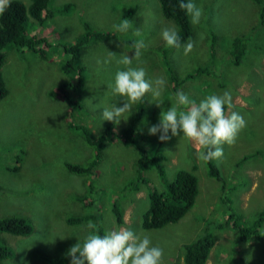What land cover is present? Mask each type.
I'll use <instances>...</instances> for the list:
<instances>
[{
	"label": "rangeland",
	"instance_id": "1",
	"mask_svg": "<svg viewBox=\"0 0 264 264\" xmlns=\"http://www.w3.org/2000/svg\"><path fill=\"white\" fill-rule=\"evenodd\" d=\"M18 1L27 4V0ZM194 2L204 15L196 25L188 15L191 35L179 49H171L162 39V29L175 26L162 17L157 0H50L52 18L40 25L32 22L28 31L50 41L54 51H50L48 60H39L25 50L4 51L0 73L7 92L0 100V219H24L31 230L26 236L0 232V246L10 251L1 264H70L68 250L76 242L82 243L90 230L88 222L68 225L65 220L95 209L102 217L103 234L120 227L148 234L153 245L163 248V264L181 261L182 245L201 237L205 226L214 238L206 264H264V223L258 229L261 241L246 242L238 238L235 229L222 224L231 212L238 218L237 225H251L264 209V21L261 24L258 19L264 0H258V4L251 0ZM65 4L70 7L63 12ZM135 6V12L127 18L133 28L124 33L116 31L113 25ZM83 23L93 32H110L115 38L90 43L81 50L82 86L76 92L68 90L80 108L68 117L67 102L58 95L49 96V92L61 82L76 80L73 70L62 72L67 56L61 46L82 36ZM135 29H140V37L134 34ZM240 37L245 53L234 65L238 53L234 47L232 51L231 42ZM138 39H143L146 47L141 49L139 60L133 59L132 67H143L146 79L163 76L166 80L161 107L151 100V94L144 98L136 140L149 155L154 153L160 134L149 135L148 128L159 122L162 110L177 106L167 68L176 78L193 74L196 67L209 68V72L183 83L177 92L183 91L198 103L207 95L229 91L232 110L247 121L237 142L224 144L223 157L211 162L219 181L208 175L193 142L182 132L177 136L169 132L171 138L160 149L164 176L158 177L151 169L143 180L159 193L177 171H192L198 191L192 208L181 220L151 230L140 225L150 188L140 183L136 190L128 187L135 178L137 153L133 144L114 137L101 151L92 176L68 173L63 166L91 161L94 149L83 141L81 128L95 137L107 125L113 127L115 135L127 127L135 104L119 124L103 121L101 115L104 107L122 106L127 99L112 90L115 74L125 69L116 59L121 54L134 56L133 45ZM189 41L194 47L185 55L183 45ZM109 51L117 57L105 64ZM79 197L92 205L83 208ZM113 202L122 210L119 226L111 214ZM60 257L65 261L56 263Z\"/></svg>",
	"mask_w": 264,
	"mask_h": 264
},
{
	"label": "trees",
	"instance_id": "2",
	"mask_svg": "<svg viewBox=\"0 0 264 264\" xmlns=\"http://www.w3.org/2000/svg\"><path fill=\"white\" fill-rule=\"evenodd\" d=\"M50 0H27V4L18 0H11L10 6L6 11L0 15V68L4 61V51L10 49L25 50L31 52L39 60L47 61L52 45L47 38L40 35H30L29 29L32 22L37 25L42 24L46 20L52 18L53 11L48 7ZM161 15L164 19L172 21L177 29L181 38V43H185L190 35L191 28L189 25L188 14L185 10L179 8L181 0H157ZM253 3L258 4V0H251ZM70 4L63 5L61 11H66ZM137 6L129 8L124 14L123 18H129L133 15ZM259 22L262 24L264 21V7L260 8L258 15ZM82 36L70 45L61 46V51L67 56L62 72L67 74L69 70L76 72V80L71 82H61L54 91L49 92V96H57L67 102V115L70 117L75 110H79V103L69 95L68 90L73 92L78 91L82 84L83 68L79 63V56L81 50L90 45V43H97L98 41H109L115 38V35L109 33L93 32L88 26L83 23ZM242 37L233 39L231 42V49L236 50L238 56L232 61L234 65H238L240 59L243 57L245 50ZM173 49V48H171ZM168 67V66H167ZM170 83L172 84V91L177 93V89L183 83L189 80L196 79L204 72H209V68L196 67L193 74H187L183 78H176L169 72L167 68ZM6 89L0 73V100L6 95ZM176 96V95H175ZM145 100H141L134 105V113L131 117L127 127L118 135L114 134L112 126H105L101 134L92 137L89 131L85 128L80 129L83 141L94 149L91 161L84 164H70L64 163L63 166L68 173L74 175H89L94 174V168L99 160L101 151L105 148L107 143H110L114 137L120 139L124 144L131 143L134 145L137 153L135 165V178L128 184L132 190H136L137 184L148 186L147 190V208L142 214L141 227L146 230L160 229L166 225L177 223L185 214L192 208L195 198L197 196L198 184L197 179L192 171L179 170L174 175V178L164 185V190L157 193L153 187H150L148 182L143 180L144 174L153 169L158 177L164 176V170L161 165L163 156L161 154V147L164 142L157 141L158 145L154 149V153L149 155L143 146L138 145L136 137L138 135V126L141 122V116L144 111ZM72 123H68L71 126ZM79 127H77L78 129ZM245 160V158H243ZM207 168L208 175L219 181L218 173L211 162H204ZM15 170V169H14ZM148 189V188H147ZM77 201L83 208L92 205L85 197H79ZM111 214L116 225H121L123 222L122 210L112 203ZM234 214L229 213L225 218L223 226H230L236 230L238 238L241 241H248L254 239L261 241L262 237L258 231L260 226L264 223V209L258 212L251 225L239 226L237 225L238 218ZM93 221L99 225V233L103 235L101 226L102 217L97 209L93 210L90 214H81L72 216L65 220L68 225H78L84 222ZM221 227V226H218ZM207 226L203 229L201 237L193 242L185 243L181 247L182 259L181 261L174 262L173 264H206L209 251L214 244L213 234L208 231ZM30 225L24 219L17 217H8L0 219V232L13 236H26L30 233ZM10 251L0 246V264L3 260L8 258ZM69 259V258H68ZM71 259H69L70 261ZM65 258L60 257L56 263L64 262Z\"/></svg>",
	"mask_w": 264,
	"mask_h": 264
},
{
	"label": "clouds",
	"instance_id": "3",
	"mask_svg": "<svg viewBox=\"0 0 264 264\" xmlns=\"http://www.w3.org/2000/svg\"><path fill=\"white\" fill-rule=\"evenodd\" d=\"M11 0H0V15L10 6ZM179 8L185 10L190 16L193 25L199 24L204 15L203 9L194 0H181ZM113 28L121 33L133 28V22L127 18ZM137 37L142 35L140 29H135ZM162 39L170 48L182 47L181 38L177 29L168 27L161 31ZM143 39H138L133 45L134 56L117 54L109 51V57L105 64L116 59L118 64L125 69L117 71L114 78L113 92L120 97H126L122 106L116 104L104 107L101 120L119 124L127 113L131 114L133 105L144 100L146 94H151V100L157 107H161L160 99L166 80L163 76L155 80L146 79V71L143 67H132L133 59L139 60L141 49L145 48ZM184 47L187 55L193 50L194 42L189 41ZM90 104L91 101L89 100ZM152 103V102H149ZM177 106H171L160 113V120L148 128L149 135L159 133V141L166 142L171 136H177L180 132L193 142L198 152V158L203 162L219 160L224 155L223 145H234L239 133L247 127V121L240 113L233 111V97L229 91L222 95L210 94L200 102L191 99L183 91L176 93ZM94 107V106H93ZM227 108V111H226ZM127 116V117H128ZM90 231L82 243L76 242L68 250L71 257L70 264H163V248L153 245L148 234H138L130 227H120L99 233V225L88 221L86 225Z\"/></svg>",
	"mask_w": 264,
	"mask_h": 264
},
{
	"label": "crops",
	"instance_id": "4",
	"mask_svg": "<svg viewBox=\"0 0 264 264\" xmlns=\"http://www.w3.org/2000/svg\"><path fill=\"white\" fill-rule=\"evenodd\" d=\"M194 171V170H193ZM198 186V185H197ZM208 260V259H207ZM207 262V261H206Z\"/></svg>",
	"mask_w": 264,
	"mask_h": 264
}]
</instances>
